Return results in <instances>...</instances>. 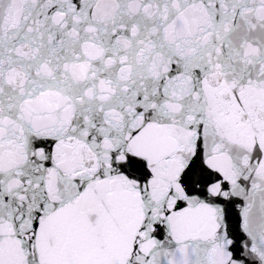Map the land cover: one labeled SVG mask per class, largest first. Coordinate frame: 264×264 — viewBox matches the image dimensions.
Instances as JSON below:
<instances>
[{"label": "snow or ice", "instance_id": "obj_1", "mask_svg": "<svg viewBox=\"0 0 264 264\" xmlns=\"http://www.w3.org/2000/svg\"><path fill=\"white\" fill-rule=\"evenodd\" d=\"M0 264H264V0H0Z\"/></svg>", "mask_w": 264, "mask_h": 264}]
</instances>
